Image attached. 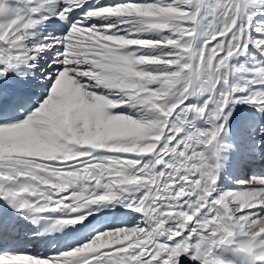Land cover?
Instances as JSON below:
<instances>
[{
  "label": "snow or ice",
  "instance_id": "obj_1",
  "mask_svg": "<svg viewBox=\"0 0 264 264\" xmlns=\"http://www.w3.org/2000/svg\"><path fill=\"white\" fill-rule=\"evenodd\" d=\"M257 2L0 0V200L79 230L0 264H231L213 252L234 235L264 264V176L217 186L229 106L264 114V79L230 80L264 78V64L232 63L250 47L264 57ZM110 208L135 219L93 223Z\"/></svg>",
  "mask_w": 264,
  "mask_h": 264
},
{
  "label": "bare ground",
  "instance_id": "obj_2",
  "mask_svg": "<svg viewBox=\"0 0 264 264\" xmlns=\"http://www.w3.org/2000/svg\"><path fill=\"white\" fill-rule=\"evenodd\" d=\"M261 5L264 0H258ZM253 11L249 9V14ZM264 18V12L261 13ZM51 31V28H49ZM256 59L264 61V57L253 49ZM31 95L39 91V86L35 81H28L21 85ZM195 102V101H194ZM35 106V105H34ZM231 106V105H230ZM232 109V108H231ZM206 120V119H205ZM204 119L196 123L201 128L210 127ZM264 122V116L257 113L254 109H246L239 106L236 117L227 122V135H223L221 141L226 145L220 152L221 169L217 186L219 190H236L250 187L247 184H239L237 181H247L252 176H264V136L257 134V126ZM220 139V138H219ZM122 212H116L114 208L107 209L99 220L93 223H103L107 221L109 226H118L121 223H132L135 219L133 214L125 216ZM264 211V210H262ZM27 223L31 225V235L22 238L19 245L20 252L31 254H49L65 247L64 240L68 234L74 233L75 237L79 230L60 229L48 231L51 223L48 219H37L33 222L31 217L24 216ZM244 237L234 235L233 243L214 248L213 254L231 264H260L254 258L240 251L238 242ZM187 264H198L196 261H188Z\"/></svg>",
  "mask_w": 264,
  "mask_h": 264
},
{
  "label": "rangeland",
  "instance_id": "obj_3",
  "mask_svg": "<svg viewBox=\"0 0 264 264\" xmlns=\"http://www.w3.org/2000/svg\"><path fill=\"white\" fill-rule=\"evenodd\" d=\"M251 10L253 11V13L251 14V17H250V28L254 30L257 26H264V25H261V22L264 21V18H262V15H261V13L264 12V2H262L261 5L259 4V2H257L256 5L251 7ZM253 34L256 35L257 33L253 31ZM252 50L253 48L250 47L249 51L245 55H240V56L235 57L232 63H235L238 66L243 64L246 69H251L252 67H255L257 64H264V61L259 62L260 60L256 59L255 57L256 53L253 52ZM262 79L264 78L255 76L250 71H242V72L236 73L235 75L230 76V80H235L240 84L247 85L249 89L260 86L259 84L254 83L253 80H262ZM245 94L246 93H241V92L236 93V95H240V96L245 95ZM240 105H242V107L246 109L251 108V110L254 109L256 111L255 107L250 104L239 103V104H235L234 106L231 105L229 106L231 110V115L228 117V122L232 121L236 117L237 113L239 112ZM222 136L223 134L221 135L220 140Z\"/></svg>",
  "mask_w": 264,
  "mask_h": 264
}]
</instances>
